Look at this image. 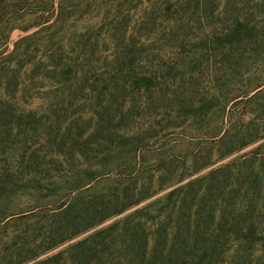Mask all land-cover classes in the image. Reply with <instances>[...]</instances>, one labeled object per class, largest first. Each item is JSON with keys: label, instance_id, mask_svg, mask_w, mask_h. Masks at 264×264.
<instances>
[{"label": "rangeland", "instance_id": "rangeland-1", "mask_svg": "<svg viewBox=\"0 0 264 264\" xmlns=\"http://www.w3.org/2000/svg\"><path fill=\"white\" fill-rule=\"evenodd\" d=\"M0 264H264V0H0Z\"/></svg>", "mask_w": 264, "mask_h": 264}]
</instances>
